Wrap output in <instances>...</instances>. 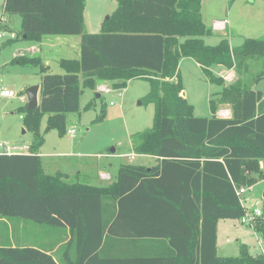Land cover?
<instances>
[{"label":"trees","instance_id":"1","mask_svg":"<svg viewBox=\"0 0 264 264\" xmlns=\"http://www.w3.org/2000/svg\"><path fill=\"white\" fill-rule=\"evenodd\" d=\"M85 6L86 0L4 2V14L21 16L24 39L81 35V43L79 59L61 60L64 73L45 71L40 57L13 59L40 65L44 74L39 106L22 108L25 127L34 135L29 151L0 153V264H59L47 248L20 245L21 220L60 231L68 227L87 264H264V255L251 254L245 245L237 256L219 255L217 247L219 220H240L246 213L237 188L264 177V96L254 90L264 68L251 74V63H245L261 59L264 39L248 37L238 47L227 37L207 44L204 37L212 29L203 20L202 0H117L97 33L85 31ZM3 22L0 17V29ZM182 57L194 58L211 83L223 86L230 117L216 115L215 99L211 117L193 115L182 95ZM214 65L243 66L250 79L225 86ZM135 78L150 81L147 96L155 103L154 123L137 134L136 150L158 157V164L150 169L121 164L117 181L102 187L70 182L60 171L47 174L39 154L45 142L42 118L62 135L67 113L80 110L83 87L110 81L125 88ZM254 228L264 235V216ZM106 233L164 237L174 253L108 256Z\"/></svg>","mask_w":264,"mask_h":264},{"label":"rangeland","instance_id":"2","mask_svg":"<svg viewBox=\"0 0 264 264\" xmlns=\"http://www.w3.org/2000/svg\"><path fill=\"white\" fill-rule=\"evenodd\" d=\"M2 2L0 0V14L3 12ZM116 7L117 0H86L85 31L100 32L102 23ZM202 15L207 27L212 29V35L204 37L209 45L218 44L223 37L229 39L231 47L241 46L248 37L264 39V0H202ZM9 18L12 19V30L0 36V87L13 90L16 95L0 97V142L20 146L25 152L34 138L33 132L25 127L24 118L21 117L22 108L28 104L26 89L41 83L43 71L40 65L13 62L18 51L30 57L38 55L30 51L31 46L37 45V42L22 37L20 15L14 14ZM224 21L226 24L222 30L214 27L215 22ZM2 29H5L4 26ZM13 31L18 34V38L7 42ZM44 51H48L49 56L62 53L59 48L44 47ZM73 53L71 49L63 55L73 57ZM260 58L259 61L248 58L245 60V63H251V74L264 68V53ZM42 65L45 67V63ZM179 69L184 97L193 106V115L211 117V99H215L218 104L220 116H224V113L228 116L232 114V110L227 109H231V105L223 101L220 95L223 86L211 83L194 58L182 57ZM212 70L223 77L225 86L238 79H250L243 66L227 69L214 65ZM50 72L64 71L53 64ZM106 86L112 91L103 92L98 84L96 89L83 87L80 110L67 113L62 135L57 128L48 129L47 116L42 118L40 130L45 142L39 153L47 174L55 175L63 170L69 173L70 180L73 181L80 170L97 174L98 167L105 161L116 163V166L119 161L122 164L143 162L144 158L136 150V137L154 123L155 103L149 102L147 96L151 91V83L147 79L135 78L129 80L125 88L116 89L113 84ZM98 92L100 96H97ZM23 95L24 101L21 99ZM89 103L91 107L87 108ZM103 111L104 118L96 120ZM68 129H73L74 132L71 134ZM2 150L4 148L0 146V151ZM132 152L138 156L131 158L129 154ZM243 186L247 188L244 194L246 209L251 212L260 209L262 215L257 216L251 225L237 219L220 221L219 252L224 256L241 254V245H245L253 255H264V235L254 228L264 216V177L252 186Z\"/></svg>","mask_w":264,"mask_h":264},{"label":"crops","instance_id":"3","mask_svg":"<svg viewBox=\"0 0 264 264\" xmlns=\"http://www.w3.org/2000/svg\"><path fill=\"white\" fill-rule=\"evenodd\" d=\"M4 2L5 0H3L2 2L3 12L2 14H0L1 15L0 17H2L4 20L3 22L4 28L7 31H10L12 30L10 27L12 19L9 17H11L12 15L4 14ZM85 22H86V6H85ZM21 25H22V18H21ZM85 29L87 30L86 25H85ZM16 38L18 37L16 36ZM16 38L9 37L7 42H10ZM35 42H37V45L31 46L30 51L33 54L34 53L38 54L34 56L40 57L42 59V62L45 63V71L47 72L51 71V67L53 64L58 65L65 72V69L60 64L62 59H79L80 58L81 35H64V36L45 35L40 41H35ZM44 47H47L50 49L59 48L62 50V53L49 56L48 51H44ZM71 49H73L74 51L73 57L63 55V53H66L70 51ZM39 54H42V55H39ZM18 55H26V54L19 53L18 51L16 53V56ZM43 74L44 72H42V75ZM106 84H112V83L110 81H99L98 82V85H106ZM39 85L41 88V83ZM39 96H40V93H39ZM21 99L24 101L25 96L24 95L21 96ZM227 109L231 111L230 108H227ZM229 110L227 111L229 112ZM216 115L219 117H230L231 116V114L229 116L228 115L220 116V109L217 110ZM24 131L27 132L26 129ZM16 147H20V146H16ZM27 149L28 150H26L25 152L29 151V148ZM21 151L23 152V149ZM3 152L4 150L0 151V153H3ZM138 155L143 157L144 160L141 164H137V165L146 166L148 167V169H150L153 166H156L159 162L158 157L156 156L148 155V154H138ZM108 162L109 161H105L100 164L101 166L98 167L97 174L96 173L91 174V172H88V171L82 172L80 170L77 174L76 179L73 181L70 180V175L68 172L63 171V170H60V172L67 174L68 176L67 180L70 182L81 181V182L90 184L92 186H98V187L108 186L114 183L115 181H117L118 176H119L120 166L122 164L119 161V163L116 166V163L111 162L110 164ZM103 174L105 176H103ZM130 213L133 214L132 211H130ZM136 214H138V212H136ZM222 220H226V219L219 220L218 228H217V247H218L219 255H221V253L219 252V230H220V221ZM128 228L130 230H133V227L131 226H128ZM9 230L11 233H13L11 224H9ZM16 230L18 232V239L20 241V245H30V246L39 247V248L40 247L47 248L49 250L48 252L53 254L54 258L59 264H87V259L85 258L81 259V254L77 247L76 238L68 227L60 231L56 227L49 226V228H44L41 223H35L33 221H28V220H21ZM106 236H107V239L104 242L103 249H104V254L108 256H129L131 258L135 256H140L143 254L144 255H147V254L161 255V254L174 253L173 252L174 250L172 251V249H174V246L170 243L169 239L164 238V237H155V236L154 237H138L134 235H116V234L108 235L107 233L105 234V237ZM11 239H12V235H11ZM12 243L15 244L14 241H12Z\"/></svg>","mask_w":264,"mask_h":264},{"label":"built area","instance_id":"4","mask_svg":"<svg viewBox=\"0 0 264 264\" xmlns=\"http://www.w3.org/2000/svg\"><path fill=\"white\" fill-rule=\"evenodd\" d=\"M226 22H215L214 24V27L217 29V30H222V28H224ZM6 32H8L7 30L5 29H0V36L1 35H4L6 34ZM16 33L15 32H12L10 34V38H16ZM101 91L103 92H110L112 91V89L106 85H99L98 87ZM16 95V92L13 91V90H10V89H6V88H3V87H0V97H9V96H15ZM222 115V114H221ZM224 116L228 115L227 113H224L223 114ZM23 118V116H21ZM68 132L69 133H73L74 130L73 129H68ZM0 146H2L4 148V152L5 153H8V154H12V153H19V152H22V148L21 147H16V146H11L5 142H0ZM20 150V151H18ZM129 156L131 158H135L136 157V154L135 153H130ZM103 176H105L103 174ZM247 192V188L244 187V186H241V187H238L237 188V194L240 196V200L242 202V204L244 205V194ZM245 206V205H244ZM246 208V207H245ZM262 215V210L260 209H256L254 211H249L246 209V213L245 215L240 219L241 223H248L251 225V223L253 222V220L257 217V216H261Z\"/></svg>","mask_w":264,"mask_h":264},{"label":"water","instance_id":"5","mask_svg":"<svg viewBox=\"0 0 264 264\" xmlns=\"http://www.w3.org/2000/svg\"><path fill=\"white\" fill-rule=\"evenodd\" d=\"M254 90L259 91L264 96V77L254 86ZM39 93H40V85H32L26 89L28 104V109H35L39 106ZM184 96V92H182ZM97 96H100V93H97Z\"/></svg>","mask_w":264,"mask_h":264}]
</instances>
